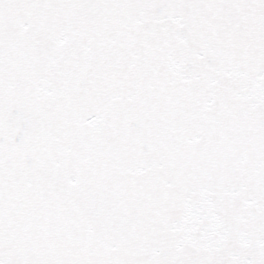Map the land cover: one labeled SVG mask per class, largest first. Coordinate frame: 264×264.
<instances>
[{
    "label": "snow or ice",
    "instance_id": "1",
    "mask_svg": "<svg viewBox=\"0 0 264 264\" xmlns=\"http://www.w3.org/2000/svg\"><path fill=\"white\" fill-rule=\"evenodd\" d=\"M0 264H264V0H0Z\"/></svg>",
    "mask_w": 264,
    "mask_h": 264
}]
</instances>
